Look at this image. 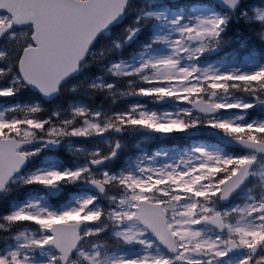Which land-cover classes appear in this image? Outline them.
Segmentation results:
<instances>
[{"label": "snow or ice", "instance_id": "obj_1", "mask_svg": "<svg viewBox=\"0 0 264 264\" xmlns=\"http://www.w3.org/2000/svg\"><path fill=\"white\" fill-rule=\"evenodd\" d=\"M0 264H264V0H0Z\"/></svg>", "mask_w": 264, "mask_h": 264}, {"label": "trees", "instance_id": "obj_2", "mask_svg": "<svg viewBox=\"0 0 264 264\" xmlns=\"http://www.w3.org/2000/svg\"><path fill=\"white\" fill-rule=\"evenodd\" d=\"M131 15L132 14L129 15L128 13L126 19L124 20V23L131 22V19H129V16ZM118 38H119V28L112 29L108 35L100 36L95 44V47L92 48L91 52L93 53V55L89 54L87 56L86 65L89 64L90 66L89 67L84 66L83 73L92 76L94 75L95 67L105 65L110 61L115 60L117 56L120 54L126 56L128 54L129 49L133 47L134 44H131L122 49H117L114 47L113 41ZM143 38L144 36L141 35L140 39ZM64 95L65 98H69V96L66 93H64ZM118 103L120 102L118 101Z\"/></svg>", "mask_w": 264, "mask_h": 264}, {"label": "rangeland", "instance_id": "obj_3", "mask_svg": "<svg viewBox=\"0 0 264 264\" xmlns=\"http://www.w3.org/2000/svg\"><path fill=\"white\" fill-rule=\"evenodd\" d=\"M148 3H149V0H142L143 6H147ZM130 13H132V14L135 15V11L134 10L131 11ZM134 15L130 16V19L131 20L133 19ZM106 34H108V33H106ZM87 76L88 75L84 73V74H81V76H79L78 78H75L72 81L68 82L64 86V91L65 92H70V91H73L74 90L75 91V94L80 93L81 85L83 87H87V85L90 83V81H92V79L91 80L88 79ZM146 135H148V134H146ZM138 140H140L141 148H148L147 147V144H149L151 142V141H149V142L146 143L144 140L141 139V137H138ZM143 141L145 142V144L142 145V142ZM157 147H159V146H157ZM171 147H172V145H171ZM171 147H169V148H171ZM170 155H171V153H170Z\"/></svg>", "mask_w": 264, "mask_h": 264}, {"label": "water", "instance_id": "obj_4", "mask_svg": "<svg viewBox=\"0 0 264 264\" xmlns=\"http://www.w3.org/2000/svg\"><path fill=\"white\" fill-rule=\"evenodd\" d=\"M13 14H22V10L20 8L16 7L13 9ZM78 70H79V68H78ZM78 70H77V72H78Z\"/></svg>", "mask_w": 264, "mask_h": 264}]
</instances>
